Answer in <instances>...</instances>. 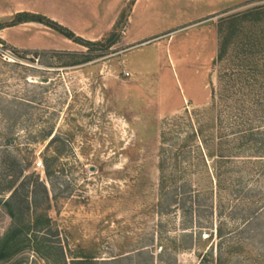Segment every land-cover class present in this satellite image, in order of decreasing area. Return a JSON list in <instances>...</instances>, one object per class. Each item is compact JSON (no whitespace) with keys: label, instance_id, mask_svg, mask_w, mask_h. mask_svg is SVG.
Instances as JSON below:
<instances>
[{"label":"rangeland","instance_id":"obj_1","mask_svg":"<svg viewBox=\"0 0 264 264\" xmlns=\"http://www.w3.org/2000/svg\"><path fill=\"white\" fill-rule=\"evenodd\" d=\"M142 2L143 24L127 26L128 6L110 33L70 49H18L2 31L32 42L39 30H0V237L15 188L50 218L48 254L26 246L0 264H264V40L246 47L248 62L263 64L260 100L233 76V45L250 33L260 42L264 22L242 19L214 64L220 22L264 0ZM22 3L0 0V24ZM254 114L259 151L239 138L257 126ZM219 133L229 136L225 150L241 147L228 161L206 156ZM16 216L26 223L34 209Z\"/></svg>","mask_w":264,"mask_h":264},{"label":"trees","instance_id":"obj_2","mask_svg":"<svg viewBox=\"0 0 264 264\" xmlns=\"http://www.w3.org/2000/svg\"><path fill=\"white\" fill-rule=\"evenodd\" d=\"M252 17L254 20H257V21L260 20V23L264 22V4L246 11L245 14L229 16L220 22V25L217 27V33L219 34L220 40L218 42L219 45H218L217 54L214 59L215 65L225 60L227 53L229 51V47L231 45L230 43L231 37H234L236 33L238 34L239 29L242 27V24H240V21L242 19L244 20V18H246V20H249ZM23 23H38V24H41L51 29L52 31L68 39L69 41H72L76 44L84 43L83 42L84 40L82 38L76 36L68 28L58 24L57 22L47 18L46 16H43L40 14L29 13V12L17 13L9 25L3 26L0 24V30L3 29L4 27L16 26V25L23 24ZM223 25H226L229 27L225 36L222 35L224 34ZM241 37L243 38L237 41L236 44L233 45L235 47L234 55H236L234 57L235 59H237L235 61L239 62L236 67L238 69L237 70L238 72L235 73L233 76L240 83L239 90L247 88L253 94L252 95L253 99L260 100V90L257 93H253V90H254L253 86L258 84V88L260 89V75L263 74L260 68V65H263V64L260 62V64L257 66L258 63H254V64L249 63L250 59L254 57V54H253V51L250 52L246 50V47L248 45L249 46L251 45L253 48L256 45H259V43L261 47L263 44L262 42L264 40V37H260V42H259L258 37H256L255 39L252 38L253 37L252 33L248 35L246 34L242 35ZM248 65H252V66L248 67ZM253 71H255L256 75L255 73L249 74V73H253ZM237 81L235 82V84L237 83ZM220 88L224 90L225 92V90L227 91L230 88V86L228 85L226 88L225 87L223 88L220 86ZM221 89L219 90L214 89L212 91L213 99L215 98L216 92L220 91L221 93L222 91ZM222 95L223 94H220L221 99H222ZM218 105L221 106V104H218ZM225 105L226 104H224V106ZM249 105L252 108L260 107V104H249ZM254 117H257L255 119L256 122L253 121L257 124V126H254V124H250L247 130L241 131L242 136L239 138L243 139L244 145H247L248 147L252 146L254 147L255 150L259 151L260 141L256 138V135L258 134L259 128H260V115L254 114ZM201 132H202L201 130H196L197 136H199ZM232 134L236 135L237 132H233L231 133V135ZM228 137L229 136L225 133H219L217 136V139H218L217 152L215 154H206V156L209 158L216 157L220 161L222 160L228 161V158L231 157V155H233V152H230V151H232V149L241 148V147L231 148L230 150H225L223 148V145L226 142H228L227 141V139H229ZM229 142H231V140H229ZM224 151H226V153ZM45 174L47 177H50L51 175L50 166H46ZM39 185L43 189V192L45 194V203L48 206L50 204V201H49V195L47 193V190L43 184L39 183ZM12 189H13L12 187L9 188V191H11ZM24 198L25 197H22V195L19 194L18 188H15L12 190L9 197L4 202H2V207L7 211L8 216L10 218V225L0 237V263L11 260L16 254H18L26 246L32 247L35 252H39V253L43 252V253L48 254L47 253L48 247L45 244L46 243L45 236L41 235V230L50 224V218L47 216L46 213H44V211L37 212L36 202L29 203L28 200ZM23 206H26L27 209H30V207L32 206L34 209L33 218H29L26 221V223L24 222L25 224L21 221V219H17V216H16V213H19V214L22 213ZM216 262H218V264H222L221 258H218ZM71 264H92V260L90 257L84 256V257L73 259L71 261Z\"/></svg>","mask_w":264,"mask_h":264},{"label":"crops","instance_id":"obj_3","mask_svg":"<svg viewBox=\"0 0 264 264\" xmlns=\"http://www.w3.org/2000/svg\"><path fill=\"white\" fill-rule=\"evenodd\" d=\"M21 2V0H16ZM21 9L15 12L37 13L57 22L58 24L72 30V32L87 41H98L105 34L112 31L120 15L130 6V13L127 20V26L137 22L143 24L146 20L145 13L149 9L142 8L138 13L143 0H22ZM144 14V17H143ZM20 27H31L39 30L41 37L39 40L15 41L1 33V38L7 43L22 50H50L66 47L70 49L72 43L61 36H53L47 28L36 23H23ZM18 26V27H19ZM50 37V38H48ZM132 42H136L135 39Z\"/></svg>","mask_w":264,"mask_h":264}]
</instances>
